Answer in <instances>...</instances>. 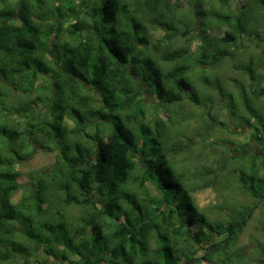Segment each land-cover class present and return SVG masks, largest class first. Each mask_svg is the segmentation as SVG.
I'll return each instance as SVG.
<instances>
[{"label":"trees","instance_id":"1","mask_svg":"<svg viewBox=\"0 0 264 264\" xmlns=\"http://www.w3.org/2000/svg\"><path fill=\"white\" fill-rule=\"evenodd\" d=\"M3 1L0 264L247 261L245 251L236 246L256 205L227 220H212L196 203L194 192L214 186L217 175L200 165L202 183L190 186L192 173L185 178L167 156L166 128L187 120L188 100L198 106L217 100L205 89L209 83L213 89L220 84L211 83L203 65L214 68L234 58L244 35L264 39L259 21L264 0H245L238 8L230 6L232 0H186L189 9L180 0H97L84 11L85 17L75 0L43 4L35 0L37 12L28 0L15 5ZM52 7L57 12L50 13ZM59 18L75 22L65 25ZM151 29L165 31L159 43L186 37L188 42L196 40V50L184 45L158 58ZM165 62L171 63L170 69L164 68ZM261 62L264 65V52ZM235 68L250 79L253 96L248 97L241 86L239 100L222 89L220 100L227 95L232 113L238 105L248 111L251 107L264 121L255 102L264 98V86H255L261 81L255 62L251 59ZM40 78L49 85L39 83ZM142 84L157 98L154 115L147 109ZM88 87L99 93L100 100ZM39 104L47 106L48 118H42L46 114ZM158 109L167 113L166 119ZM207 117H203L206 137L217 124L213 115ZM245 117L240 118L250 125ZM68 119L74 127L68 126ZM253 130L262 153L245 148L238 159L241 163L249 156L252 173L260 182V191L254 186L249 191L257 201L261 198L264 236V122ZM31 140L41 149L56 147L60 153L50 181L31 173L33 189L27 190L17 164L30 156ZM228 151L227 147L220 152L230 163ZM56 185L64 191L61 207L56 195L51 198L50 187ZM20 190V199L14 200ZM66 207L80 209L76 220L70 221ZM260 251L253 264L264 260V245Z\"/></svg>","mask_w":264,"mask_h":264},{"label":"rangeland","instance_id":"2","mask_svg":"<svg viewBox=\"0 0 264 264\" xmlns=\"http://www.w3.org/2000/svg\"><path fill=\"white\" fill-rule=\"evenodd\" d=\"M19 1L21 0H9V2L14 5ZM46 1L47 0H44L43 2L42 0L40 4ZM75 1L80 5V16L85 17L87 15H85L84 11L90 8L92 6L91 3L97 0H88L84 4L82 0ZM100 1L102 2L103 0ZM100 1L98 0V2ZM136 1L137 0H135V2ZM28 2L34 5L35 0H28ZM244 2L245 0H232L230 6L232 8H238L242 6ZM180 3L183 8L189 9L192 7L186 0H180ZM3 4L4 1L0 0V6H3ZM58 5L59 3L55 2V6ZM141 5L143 6V1H141ZM56 8L57 7L50 8V13L55 12ZM34 10L37 12L36 5H34ZM95 13H97V11H95ZM53 18H56V16L54 15ZM59 19H62L65 25L69 22H75L73 18ZM259 21L261 27H264V16L261 17ZM151 33L152 40L157 44L156 56L158 58L162 56V52L169 49L173 50L176 47L180 48L184 45L188 47L189 51L196 50V40H189L188 42L184 40L186 37H181L173 42L163 44L159 43L158 39L165 34L164 30L151 29ZM261 35L264 37L263 32ZM240 44V48L235 54V57L226 60L223 65L214 68L203 65L209 72L211 83L218 82L220 84L213 89L209 83L205 89L206 92L210 93L209 96L211 98H216L217 100L213 101L214 103L210 102L209 104L201 106L194 105L189 100L187 101L185 104V116L187 120H183V122L179 123H171V125L169 124L166 128V153L170 161L175 165L177 171L184 174L185 178H187L186 175L189 174V171L192 173L191 175L189 174L191 176L190 180L187 178L190 186L202 183L201 179L203 177L198 171V166L201 165L204 168L207 166L209 169H213L214 175H217L215 185L208 188H200L194 192L196 203L212 220H227L231 217L230 215L244 210L245 207L256 205L251 219L239 236L236 246L239 250L245 251L244 258L247 256L249 257H247L248 262L245 260L243 264H253L254 259L261 255L260 250L264 245V236L262 233L263 225L260 223V221H262L263 204L259 201L261 198L257 201V199L251 195L250 191L253 189L252 186H254L253 190L260 191L261 188L258 177L252 173L253 170L249 156L247 160L241 163L239 162L238 156L244 155L243 152L245 148L255 151L256 154L262 153L261 144L257 142V135L253 133V128L254 125L261 124L264 121L261 116L254 113V109L251 107L249 108L250 111H248L247 108L244 109L243 106L238 105L234 113H232L227 107L231 103L229 96L225 95L224 99L220 100V95L218 94V92H221L220 89H222L227 94L233 93L236 96L238 95V90H240L239 88L243 86L247 96H253L249 87L250 79L246 73L235 68L238 63H246L251 59L255 62L256 74L261 76V81L257 82L255 86H264V65H262L261 62L264 52V39L259 40L256 36L248 37L244 35ZM162 64L167 70L172 66L169 62ZM195 78H198L196 73ZM39 83L49 85V82L44 78H40ZM194 83L198 86L199 90L204 88H202L201 83L197 80H195ZM141 88L144 101L147 104V109L154 115L157 111L154 110L156 108L157 98L148 90V85L142 84ZM87 91L96 100H100L101 97L99 93L93 88L88 87ZM16 93L17 92L14 91V94ZM236 100H239L238 96H236ZM255 102L258 106H261L260 109L257 110L258 114H263L264 116V98L258 99ZM38 109L41 110L42 114L47 113V106L43 104H39ZM158 113L163 119H166L168 116L165 111L160 109H158ZM210 115L215 117V122L217 124L211 129V135L206 137V125L203 123V121L206 122V120L203 117L209 118L207 116ZM241 116H247L245 119H249V122H251L250 125H248L246 121L241 120ZM48 117L49 115L46 114L42 118L46 119ZM66 123L70 128L74 127V122L71 119H68ZM42 136L43 134L39 137L41 138ZM31 143L32 151L30 156L17 164V169L21 172L20 181L27 190L33 189L31 173L34 174L35 177L42 176L50 181V173L53 171L54 164L60 153L56 147L52 149H41L38 143H35L33 140H31ZM225 146L229 148L228 155L230 159L228 161L230 163L227 162L226 158L223 160L221 157V148H227ZM226 164L227 166L225 169H222ZM32 178L36 180V178ZM196 180L199 181L197 182ZM210 180L212 179L210 178ZM50 191L52 192L51 198L56 195L57 198H55V201H58L57 206L61 207L60 200L64 194L62 188L58 185H56L55 188L51 186ZM21 194L22 190L17 193L14 200L20 199ZM67 210L69 212L68 217L70 221L76 220L80 213V209L71 207L67 208ZM260 264H264V260Z\"/></svg>","mask_w":264,"mask_h":264}]
</instances>
